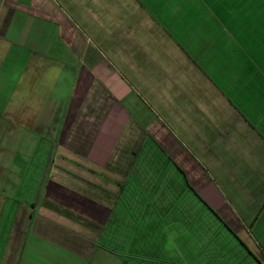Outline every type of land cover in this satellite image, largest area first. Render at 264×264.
Returning <instances> with one entry per match:
<instances>
[{
	"label": "crops",
	"instance_id": "crops-1",
	"mask_svg": "<svg viewBox=\"0 0 264 264\" xmlns=\"http://www.w3.org/2000/svg\"><path fill=\"white\" fill-rule=\"evenodd\" d=\"M115 263L264 264V0H0V264Z\"/></svg>",
	"mask_w": 264,
	"mask_h": 264
},
{
	"label": "rangeland",
	"instance_id": "rangeland-1",
	"mask_svg": "<svg viewBox=\"0 0 264 264\" xmlns=\"http://www.w3.org/2000/svg\"><path fill=\"white\" fill-rule=\"evenodd\" d=\"M159 60V59H158ZM159 62H161L160 60H159ZM154 80H156V78L154 77ZM115 264H117V263H115Z\"/></svg>",
	"mask_w": 264,
	"mask_h": 264
}]
</instances>
